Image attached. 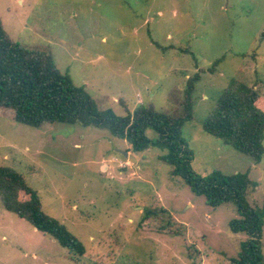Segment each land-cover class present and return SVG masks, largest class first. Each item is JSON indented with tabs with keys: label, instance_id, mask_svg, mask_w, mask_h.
Masks as SVG:
<instances>
[{
	"label": "rangeland",
	"instance_id": "rangeland-1",
	"mask_svg": "<svg viewBox=\"0 0 264 264\" xmlns=\"http://www.w3.org/2000/svg\"><path fill=\"white\" fill-rule=\"evenodd\" d=\"M0 19L12 40L49 50L98 108L118 115L142 103L168 108V92L203 70L192 120L181 128L192 168L204 177L248 171L255 187L246 200L263 206L264 154L255 163L202 122L236 77L259 86L256 105L264 110V0H0ZM159 154L154 146L133 151L92 126L34 128L0 118V165L21 173L42 210L84 246L71 258L0 204V264H229L248 238L229 229L237 208L208 205L169 176ZM260 242L264 264V218Z\"/></svg>",
	"mask_w": 264,
	"mask_h": 264
},
{
	"label": "trees",
	"instance_id": "trees-1",
	"mask_svg": "<svg viewBox=\"0 0 264 264\" xmlns=\"http://www.w3.org/2000/svg\"><path fill=\"white\" fill-rule=\"evenodd\" d=\"M222 59H216L207 71H216ZM202 72H193L182 89L174 87L168 92V108L142 103L132 111L125 108V114L118 115L112 109L98 108L84 86L74 84L68 73L56 67L49 50L12 40L0 19V118L34 128L53 122L92 126L125 140L133 151L157 147L161 151L158 159L168 166L169 176L180 177L212 207L230 202L237 208L239 218L229 221V229L245 232L248 238L241 242L237 256L229 259V264H263L260 235L264 204L254 208L246 200L248 190L255 187L248 171L199 175L191 165L192 152L181 137L182 125L192 120ZM260 96V88L254 82L231 78L215 100L211 115L202 122L206 133L255 163L264 154V110L256 105ZM149 131L154 136L148 135ZM0 204L5 211L53 238L68 250L71 258L83 255V244L65 225L42 210L37 191L21 173L7 165H0ZM146 215L152 212L147 211Z\"/></svg>",
	"mask_w": 264,
	"mask_h": 264
},
{
	"label": "water",
	"instance_id": "water-1",
	"mask_svg": "<svg viewBox=\"0 0 264 264\" xmlns=\"http://www.w3.org/2000/svg\"><path fill=\"white\" fill-rule=\"evenodd\" d=\"M121 152V151H120ZM122 154H124L125 156L127 155V152H121Z\"/></svg>",
	"mask_w": 264,
	"mask_h": 264
}]
</instances>
